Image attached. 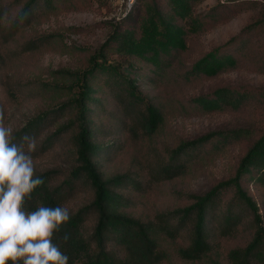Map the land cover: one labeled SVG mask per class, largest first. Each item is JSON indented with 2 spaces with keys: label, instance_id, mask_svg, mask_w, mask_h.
<instances>
[{
  "label": "rangeland",
  "instance_id": "rangeland-1",
  "mask_svg": "<svg viewBox=\"0 0 264 264\" xmlns=\"http://www.w3.org/2000/svg\"><path fill=\"white\" fill-rule=\"evenodd\" d=\"M30 0H0L3 11L0 21L5 25L17 16ZM52 0L42 3L38 13L12 35L0 30V76L19 87L16 102L9 108L7 126L16 128L36 114L47 115L39 140L53 136L48 150L38 155L34 164L41 170L59 168L71 170L74 160L75 134L79 130L76 111L64 107L76 94L62 85L72 77L58 70L82 71L89 58L104 41L124 29L136 28L139 7L147 0ZM167 0H158V8L170 15ZM189 13L201 20L196 32L187 33V50L180 53L174 65L165 72L155 70L150 63L117 53L104 51L108 61L131 59L136 67V85L154 102L161 115L158 128L145 134L127 130L118 119L116 99L103 83V74L90 78L93 100L88 104L86 118L96 129L91 139L107 143L97 160L103 177L129 172L142 182L141 188H121L123 195L115 208L118 212L142 220H152L156 212H169L192 202L188 194H203L234 174L239 159L248 145L264 131V0H200L192 1ZM248 26V27H247ZM245 28H248L245 30ZM241 33L243 43L234 49L236 63L213 76L189 73L190 65L205 51ZM36 42L34 48L22 50V45ZM220 86L248 87L254 96L237 107L204 110L196 98L209 96ZM239 130V131H238ZM238 131V132H235ZM214 132L208 143L192 156L185 171L172 179L151 181L148 165L169 149L200 135ZM229 135L219 143V136ZM104 152H108L106 155ZM255 174V172H253ZM242 188L256 203L264 216V184L254 177L241 178ZM89 190L76 198L80 205L90 199ZM235 198L234 189L221 188L219 207ZM234 209L242 213L243 222L236 236H219L213 232L214 248L198 261L182 260L177 251L186 244L184 236L167 237L154 226L152 237L159 259L155 264H228L227 253L243 245L250 237V210L234 199ZM114 244V243H113ZM120 254L124 248L114 244Z\"/></svg>",
  "mask_w": 264,
  "mask_h": 264
},
{
  "label": "trees",
  "instance_id": "trees-1",
  "mask_svg": "<svg viewBox=\"0 0 264 264\" xmlns=\"http://www.w3.org/2000/svg\"><path fill=\"white\" fill-rule=\"evenodd\" d=\"M52 0H30L6 25L0 21V30L5 36L12 35L20 27L30 22L38 13L42 3ZM192 1L167 0L170 15L165 16L158 8V0H147L139 7L136 28L124 29L109 36L98 52L89 58V66L82 71L58 70L59 73L72 77L70 83L62 85L75 91L64 107L74 108L79 130L75 134L74 160L76 164L69 171L59 168L41 170L35 165V175L41 176L44 183L31 194L25 202V209L34 210L39 204L47 206L63 205L70 211V219L61 226L54 236V242L69 257L68 264H155L159 259L152 237L154 226L167 237L174 239L184 236L186 244L178 248V255L185 261H198L214 248L213 232L219 236H236L243 222L242 213L234 209V199L243 204L244 210L252 212L249 229L250 237L243 245L231 248L227 253L228 264H264V216H261L256 203L242 188L241 178L254 177L264 184V131L254 138L241 156L234 174L203 194H188L192 202L169 212H156L152 220L118 212L116 204L122 200L121 188H141L142 182L129 172L116 173L103 177L97 166V156L105 149L107 143L91 139L96 129L88 122L86 112L88 102L93 100L90 78L103 74V83L110 96L116 99L118 119L127 130L141 131L145 134L154 132L161 115L154 102L150 101L136 85L135 62L118 59L108 61L104 51L114 49L117 53L131 56L135 61H146L157 70L165 72L171 68L180 53L187 50V33L196 32L201 20L189 13ZM0 9V17L2 16ZM248 27V26H247ZM248 28H245L247 30ZM243 43L241 33L232 36L224 43L212 47L198 57L189 67V73L213 76L236 63L234 49H240ZM37 43L31 41L22 45V50L34 48ZM264 93V88H257ZM19 87L7 77L0 76V122L7 126L16 101ZM254 96L248 87L220 86L209 96L198 97V105L204 110L233 108L247 98ZM47 115L36 114L21 126L12 128L14 140L27 141L30 137L35 148L33 160L52 146L53 136L39 140ZM239 131V130H238ZM235 131V132H238ZM214 132H209L181 142L168 150L166 157L160 156L155 163L148 165V177L151 181L172 179L182 174L193 155L208 143ZM219 143L229 135L219 136ZM108 155V152H104ZM255 172V174H253ZM231 186L235 198L219 207L221 188ZM89 190L90 199L80 205L76 204L77 195ZM65 233L68 240L57 239ZM118 242L124 248L120 254L114 244ZM114 243V244H113Z\"/></svg>",
  "mask_w": 264,
  "mask_h": 264
},
{
  "label": "clouds",
  "instance_id": "clouds-1",
  "mask_svg": "<svg viewBox=\"0 0 264 264\" xmlns=\"http://www.w3.org/2000/svg\"><path fill=\"white\" fill-rule=\"evenodd\" d=\"M23 140L26 147L0 122V264H68L54 236L69 221V209L59 204H39L31 211L24 207L44 180L34 174V141ZM68 238L65 233L57 239Z\"/></svg>",
  "mask_w": 264,
  "mask_h": 264
},
{
  "label": "built area",
  "instance_id": "built-area-1",
  "mask_svg": "<svg viewBox=\"0 0 264 264\" xmlns=\"http://www.w3.org/2000/svg\"><path fill=\"white\" fill-rule=\"evenodd\" d=\"M131 2H132V0H128L127 1V5H130Z\"/></svg>",
  "mask_w": 264,
  "mask_h": 264
}]
</instances>
